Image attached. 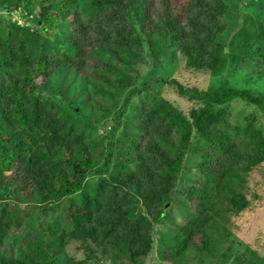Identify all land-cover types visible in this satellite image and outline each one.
Returning a JSON list of instances; mask_svg holds the SVG:
<instances>
[{
    "label": "trees",
    "instance_id": "obj_1",
    "mask_svg": "<svg viewBox=\"0 0 264 264\" xmlns=\"http://www.w3.org/2000/svg\"><path fill=\"white\" fill-rule=\"evenodd\" d=\"M21 1L9 3L8 8L16 11ZM76 3L61 0L58 6L47 1L38 12L39 23L47 29L57 22V15H69L65 51L51 52L37 30L21 29L24 36L1 43L8 70L0 81V196L15 205L11 198L21 197L25 207L22 212L16 206L0 207V243L11 232H21L32 211L48 205L66 203L68 228H46L19 257L0 253V264H58L71 243H76L82 258L68 257L64 264H141L154 248L155 226L171 201L194 138L202 141L204 150L198 149L199 158L192 166L198 180L184 191L193 212L177 225L175 234L164 238L168 243L163 260L176 264L189 249L209 253V232L217 214L214 202L237 211L246 209L249 203L236 188L264 166V130L251 119L233 123L229 104L239 99L256 107L264 118L263 94L233 88L228 82L209 94L186 88L175 78L161 79L189 104L183 113L148 81L138 88L137 77L122 76V104L113 114L110 132L127 129L123 116L132 99L148 91L136 123L139 134L126 136L127 148L122 152L114 151L116 145L110 141L104 165L96 167L84 135L60 115L56 103L35 91L40 79L48 81L66 69L92 80L94 91L104 92L105 73L115 67L90 59L91 48L112 49L119 62L128 64L145 41L156 47L152 36L177 48L192 71L213 72L226 49L221 36L228 5L224 0H91L102 12L86 22L75 11ZM257 54L263 57L264 48ZM99 80L103 84H97ZM114 154L123 161H116L113 172L109 166ZM129 162L135 170L125 164ZM89 174L99 178L87 193L83 190ZM76 194L78 200L73 201ZM258 264H264V256Z\"/></svg>",
    "mask_w": 264,
    "mask_h": 264
},
{
    "label": "rangeland",
    "instance_id": "obj_2",
    "mask_svg": "<svg viewBox=\"0 0 264 264\" xmlns=\"http://www.w3.org/2000/svg\"><path fill=\"white\" fill-rule=\"evenodd\" d=\"M58 4L61 0H22L19 8L12 11L9 3L15 0H0V81L6 74L3 65L2 42L9 37L24 36L21 29L37 30L46 37V44L51 52L65 51L68 48L67 35L70 31L68 14L56 16L57 22L45 28L38 21L39 9L47 4ZM228 5V12L223 20L226 31L221 36V41L226 49L221 53L220 63L210 73H199L185 66V60L177 48H172L170 42L162 37L152 36L155 50L147 45V41L136 49L134 58L128 64L117 60L116 52L112 49L94 46L89 52L92 60H102L115 67V71L105 73L108 84H103L104 92L94 91L92 80H85L75 72L61 69L47 81L40 79L36 95L56 103L60 108V115L71 123L74 128L84 135L85 141L91 149L94 164L102 167L108 157L107 145L113 141L116 145L114 151L127 148L125 139L127 135H138L136 123L139 119L140 105L145 100L148 91L135 96L128 112L123 116L127 129L120 127L111 133L112 118L122 104L124 89L120 86V79L137 77L136 87L142 81H148L161 97L174 102L175 106L186 113L189 104L181 99L174 89L160 80L177 79L184 87H195L206 93H213L224 82L237 89H249L255 94L264 95V54L257 56V50L264 48V0H224ZM91 0H77L75 11L82 14L86 22H90L102 10L90 4ZM9 9V10H8ZM16 26L17 28L13 27ZM127 60V58H126ZM128 61V60H127ZM233 123L241 124L246 120H253L256 125L264 130V118L253 105L239 99H234L229 104ZM91 126V128H90ZM201 140L194 138L190 144L189 152L177 177L171 201L164 207L162 217L155 226L154 248L142 260L141 264H172L163 260L166 243L164 238L175 234L177 225L184 223L193 212V206L187 201L184 191L198 180V175L192 166L198 160V149L204 150ZM122 152V151H119ZM110 171L116 170L115 154L111 157ZM131 171L135 170L132 162L125 163ZM94 174L87 175L84 183V192H91L98 180ZM242 193L248 206L243 211L232 209L222 201L214 202L217 214L211 223L209 237L211 250L209 253H196L189 249L176 264H258L264 256V166L253 170L242 186L236 188ZM18 204L10 202L0 196V207L16 206L22 212L25 205L23 199L11 198ZM78 200V195L71 197ZM66 203L48 205L39 208L30 214L23 230L19 233L11 232L0 243V253L4 256L19 257L26 249L29 242L38 238L39 232L46 228H68V223L63 212ZM226 233V236L224 234ZM45 234H42V237ZM46 237V236H45ZM76 243H71L60 255L58 264H64L68 257L81 259L80 251L75 249ZM250 253H248V251ZM98 264V262H96ZM104 264H110L104 263Z\"/></svg>",
    "mask_w": 264,
    "mask_h": 264
},
{
    "label": "water",
    "instance_id": "obj_3",
    "mask_svg": "<svg viewBox=\"0 0 264 264\" xmlns=\"http://www.w3.org/2000/svg\"><path fill=\"white\" fill-rule=\"evenodd\" d=\"M96 264V263H95Z\"/></svg>",
    "mask_w": 264,
    "mask_h": 264
}]
</instances>
